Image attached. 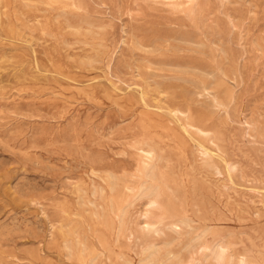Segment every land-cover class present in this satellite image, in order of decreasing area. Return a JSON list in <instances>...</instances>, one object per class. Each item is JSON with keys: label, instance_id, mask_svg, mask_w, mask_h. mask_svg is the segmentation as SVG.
Masks as SVG:
<instances>
[{"label": "rangeland", "instance_id": "obj_1", "mask_svg": "<svg viewBox=\"0 0 264 264\" xmlns=\"http://www.w3.org/2000/svg\"><path fill=\"white\" fill-rule=\"evenodd\" d=\"M204 244L264 264V0H0V264Z\"/></svg>", "mask_w": 264, "mask_h": 264}, {"label": "bare ground", "instance_id": "obj_2", "mask_svg": "<svg viewBox=\"0 0 264 264\" xmlns=\"http://www.w3.org/2000/svg\"><path fill=\"white\" fill-rule=\"evenodd\" d=\"M182 114V111H177V112H175V115H177V116H179V115H181ZM198 130V129H197ZM199 132H200V130H199ZM207 134H205V136H206ZM209 138V137H208ZM146 145V144H145ZM147 146V145H146ZM142 153H143V155H144V157L145 158H147L149 161H151V162H153L154 160H156L157 158H158V152H157V150H155L154 148H148V149H142ZM205 153H209V151L208 150H205ZM150 167V166H149ZM152 168H153V166H152ZM161 172V171H160ZM230 174V173H229ZM158 179V178H157ZM113 185V184H112ZM118 185H115V187H117ZM165 186H166V184H165ZM169 189V188H168ZM146 191V190H145ZM163 192V191H162ZM121 198V197H120ZM119 198V199H120ZM152 202L153 203H157L158 201H157V198L155 197L153 200H152ZM95 204V203H94ZM146 207H147V205H146ZM150 207V206H149ZM115 210V209H114ZM122 212V211H121ZM121 212H120V214H121ZM120 217V216H119ZM116 218H118L117 216H116ZM119 219V218H118ZM182 220V219H181ZM180 220V221H181ZM118 223H119V221H118ZM189 223V222H188ZM156 226V225H155ZM174 226L176 227V229L178 228L179 230H182V227H181V225L180 224H178V223H176V224H174ZM148 228H150V225H148ZM169 228H171V227H169ZM189 228V227H188ZM147 228H145V230H146ZM154 229V231L155 232H157L155 235H158V232L160 231V227H154L153 228ZM173 229H174V227H173ZM175 230V229H174ZM153 231V232H154ZM117 232H118V230H117ZM154 232V233H155ZM142 233V232H141ZM162 233V232H161ZM179 234V233H178ZM221 243H223V242H221ZM211 245V244H210ZM217 245V244H216ZM208 246V245H206V244H204V245H202V246H200V254H201V256L203 257V259L204 258H206L207 256H213L214 257V260H216V262L218 263V264H231L230 263V261L232 260V259H230V255H228V250L226 249L227 247H225V245L224 244H220V245H218V246ZM155 248V247H154ZM151 249V248H150ZM155 250V249H154ZM155 252V251H154ZM145 253H146V251H145ZM144 253V254H145ZM157 253V252H156ZM199 254V253H198ZM199 254V255H200ZM230 254V253H229ZM150 255H152V254H149V256ZM172 255V254H171ZM192 256V255H191ZM200 256V257H201ZM174 257V256H173ZM201 257V258H202ZM168 258H170L169 256H168ZM181 258V257H180ZM150 259H152V258H150ZM154 260V259H153ZM147 262H148V260H146ZM151 263V262H150ZM242 263V262H241ZM178 264H203L202 263V261L195 255V256H192L191 257V259H189L188 261H179V263ZM247 264V263H246Z\"/></svg>", "mask_w": 264, "mask_h": 264}]
</instances>
